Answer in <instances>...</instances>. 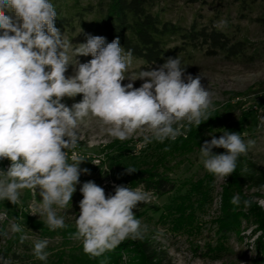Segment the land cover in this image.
<instances>
[{"label": "clouds", "instance_id": "1", "mask_svg": "<svg viewBox=\"0 0 264 264\" xmlns=\"http://www.w3.org/2000/svg\"><path fill=\"white\" fill-rule=\"evenodd\" d=\"M56 18L51 0H0V160L10 161L6 171L0 170V200L15 205L21 190L30 189L34 195L39 190L41 200L34 202L30 214L44 217L52 231L67 227L57 209L67 208L81 172L89 173L79 167L85 159L72 155L69 163L66 151L76 147L84 118L99 119L110 136L121 141L147 131L146 144L152 139L163 143L186 138L192 125L198 127L209 119L213 107L203 77L185 75L179 56L169 57L156 69L126 76L133 54L121 47L118 37L106 43L105 37L89 34L86 43L72 48L55 26ZM225 25L222 20L214 26ZM89 55L92 59L86 63L75 59ZM69 65L74 66L70 76L66 75ZM126 79L129 83L123 84ZM137 79L144 81L140 87H134ZM77 95L82 99L70 107L62 103ZM255 143L224 130L219 138L212 135L200 146V158L209 173L224 180L235 172L238 157ZM214 148L226 152L215 154ZM136 171L126 168L128 174ZM79 190L83 198L72 238L82 241L90 258L127 239H143L147 226H142L134 209L154 198L143 184L135 189L116 185L114 194L106 196L105 189L90 180ZM231 203L240 204L239 194ZM243 203L251 207L252 200ZM11 230L19 233L22 228L13 223ZM47 245V240L35 242L37 259L47 260Z\"/></svg>", "mask_w": 264, "mask_h": 264}, {"label": "rangeland", "instance_id": "2", "mask_svg": "<svg viewBox=\"0 0 264 264\" xmlns=\"http://www.w3.org/2000/svg\"><path fill=\"white\" fill-rule=\"evenodd\" d=\"M74 1L51 0L63 14L71 12ZM87 2L81 0L83 5ZM152 11L163 20L186 27L193 22L198 26L210 22L218 25L224 20L226 25L217 28L244 42V54L231 59H226L222 53L209 56L191 48L170 56L180 57L181 66L186 67L185 75L203 77L201 83L212 93L209 119L198 127H190L189 135L195 136L187 137L186 134V138L182 135L175 141L166 139L163 143L152 139L146 144L144 135H150L147 131L121 141L111 137L99 119L84 118L77 130L76 147L66 151L69 163H72V155L85 159L79 167L88 169L89 173L81 172L80 183L67 208L57 209L58 215L64 216L67 227L49 230L44 217L30 214L34 202L39 201L32 190L23 189L18 204L0 200V250L9 249L35 264H80L75 259L85 260L89 256L83 251L82 241L72 238L77 230L75 219L80 212L79 201L83 198L79 190L82 184L94 181L105 189L107 196L114 194L116 185L135 189L143 180L139 171L157 169L174 189L163 194L151 191L154 197L151 203L139 204L134 212L142 226H147L143 239L159 251L163 264H261L254 239L261 235L263 241L264 232L256 230L251 219L240 215L232 228L222 231L225 179H218L204 168L200 146L210 141L212 135L219 138L224 130L240 133L245 142L248 139L256 142L243 155L264 167V124L261 123L264 118V0H155ZM97 20L98 14L92 12L75 19L73 29H59L72 48L86 43L89 34L105 37L106 43L112 42L97 27ZM69 55L72 56L71 48ZM75 59L86 63L92 57L77 56ZM162 64H147L132 57L125 75L136 76L140 71L156 69ZM73 69L74 66L69 65L66 75H72ZM143 82L137 79L134 87H140ZM122 83L129 81L126 79ZM81 99L82 95L66 97L62 103L70 107ZM213 152L222 154L226 150L214 148ZM127 167H135L137 171L128 174ZM251 192L249 198L264 210V196ZM13 223L20 225L22 231L13 233ZM21 237L25 239L21 241ZM38 240L48 241L46 261L34 255V244ZM118 250L120 255L116 256L119 257L115 264L136 263L134 252L126 251L123 246ZM88 260L93 262L92 258Z\"/></svg>", "mask_w": 264, "mask_h": 264}, {"label": "trees", "instance_id": "3", "mask_svg": "<svg viewBox=\"0 0 264 264\" xmlns=\"http://www.w3.org/2000/svg\"><path fill=\"white\" fill-rule=\"evenodd\" d=\"M154 2L155 0H88L83 5L81 0H75L70 13L63 14L55 8L57 18L54 23L57 28L73 29L75 19L95 12L98 14L97 27L111 40L118 37L125 51L131 49L132 57L142 59L147 64H162L168 57L185 52L188 48L203 51L209 56L222 53L226 59L244 54V42L233 39L214 26L215 23L198 26L193 22L186 27L163 20L152 11ZM187 134V137L195 136L189 135L188 131ZM139 174L146 190L163 194L174 189V185L157 169H142ZM250 191L256 196H264V167H259L242 154L238 157L235 172L225 179L222 193V231L228 230L230 226L232 228L233 222L240 215H244L256 225V230L264 232V210L253 201L251 207L244 206L243 201L251 197L248 196ZM237 194L240 196V204L233 205L231 200ZM34 198L40 202L39 190ZM261 237L257 236L254 241L261 254L258 258L264 264V240ZM122 246L126 251L135 253L137 261L134 264H163L159 251L145 239H127L114 250L92 258V263L88 260L90 256L86 261L82 257L75 260L80 264H115L119 257H116L119 254L118 248ZM0 257L9 264H35L14 251L9 252V249L0 250ZM3 260H0V264H3Z\"/></svg>", "mask_w": 264, "mask_h": 264}, {"label": "built area", "instance_id": "4", "mask_svg": "<svg viewBox=\"0 0 264 264\" xmlns=\"http://www.w3.org/2000/svg\"><path fill=\"white\" fill-rule=\"evenodd\" d=\"M9 167V161L7 159L0 160V170L6 171Z\"/></svg>", "mask_w": 264, "mask_h": 264}, {"label": "bare ground", "instance_id": "5", "mask_svg": "<svg viewBox=\"0 0 264 264\" xmlns=\"http://www.w3.org/2000/svg\"><path fill=\"white\" fill-rule=\"evenodd\" d=\"M9 164H10V161H9Z\"/></svg>", "mask_w": 264, "mask_h": 264}]
</instances>
